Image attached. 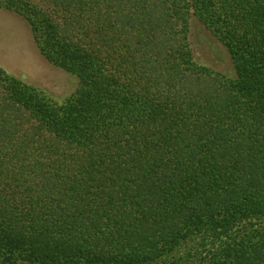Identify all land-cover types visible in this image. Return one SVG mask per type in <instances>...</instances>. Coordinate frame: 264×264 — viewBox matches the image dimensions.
Listing matches in <instances>:
<instances>
[{
	"label": "trees",
	"instance_id": "1",
	"mask_svg": "<svg viewBox=\"0 0 264 264\" xmlns=\"http://www.w3.org/2000/svg\"><path fill=\"white\" fill-rule=\"evenodd\" d=\"M223 4L0 0L79 80L0 66V264H264V0ZM191 8L236 77L193 60Z\"/></svg>",
	"mask_w": 264,
	"mask_h": 264
},
{
	"label": "rangeland",
	"instance_id": "2",
	"mask_svg": "<svg viewBox=\"0 0 264 264\" xmlns=\"http://www.w3.org/2000/svg\"><path fill=\"white\" fill-rule=\"evenodd\" d=\"M185 1L191 5L193 0ZM220 1L227 7L225 2L228 0ZM189 24L188 38L193 60L201 66L229 77H236V67L229 48L213 33L208 24L201 20L193 8ZM0 66L27 83L45 90L56 101L68 96L78 86L79 80L75 74L53 65L40 52L28 21L23 16L4 8L0 9ZM10 103L13 102L10 100ZM1 108L7 110L10 116L20 113V107L17 106L1 105ZM3 127L4 132L17 129L13 121L5 122L0 128ZM24 129H27L26 126ZM17 133L19 137L20 133L18 131ZM8 143L11 144L9 151L12 146L18 144L14 137L9 139Z\"/></svg>",
	"mask_w": 264,
	"mask_h": 264
}]
</instances>
